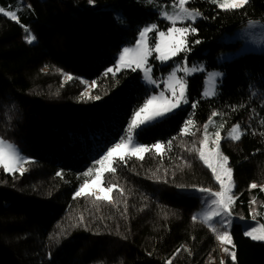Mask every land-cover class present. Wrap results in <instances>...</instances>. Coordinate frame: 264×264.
<instances>
[{"label": "trees", "instance_id": "obj_1", "mask_svg": "<svg viewBox=\"0 0 264 264\" xmlns=\"http://www.w3.org/2000/svg\"><path fill=\"white\" fill-rule=\"evenodd\" d=\"M171 3L0 0V7L17 11L20 21L0 14V138L18 144L21 155L32 161L24 164L28 170L22 176L0 168V264H221L215 236L192 220L201 194H186L193 185L218 188L198 153L189 151L194 141L199 147L214 111L220 115L212 117L208 131L215 132L222 122V137L236 123L247 129L238 142L221 141L237 197L230 229L235 247L230 250L237 254L235 264H264V241L244 235L252 223L264 224V190L250 188L252 183L264 186V98L250 97L264 85V49H241L229 61L219 58L237 46L227 42L226 35L249 20L264 23V0H250L235 11H225L211 0H192L188 7L202 16L192 25L197 34L188 36L191 51L164 65L154 58L155 52L149 57L158 87L147 85L138 70L124 69L105 78V70L115 66L122 49L135 44L145 26L167 30L170 23L159 11ZM22 25L36 42L26 43ZM155 35L149 34L150 46ZM196 40L201 43L194 44ZM185 56L189 68H204L185 78L189 103L138 136L145 145L175 138L171 149L162 158L153 151L143 161L133 157L127 166L117 165V172L108 174L109 182L124 191H114L112 203L74 199L84 179L91 178L83 173L119 141L133 110L163 89L165 76ZM210 71L223 77L218 95L205 98L202 91ZM93 80L99 87L87 90L101 95L99 101L81 98L86 84L80 81L91 85ZM233 106L239 110L234 112ZM189 118L196 134L181 135ZM223 261L233 264L230 258Z\"/></svg>", "mask_w": 264, "mask_h": 264}, {"label": "snow or ice", "instance_id": "obj_2", "mask_svg": "<svg viewBox=\"0 0 264 264\" xmlns=\"http://www.w3.org/2000/svg\"><path fill=\"white\" fill-rule=\"evenodd\" d=\"M148 2L153 3V0H148ZM191 2L192 0H172L170 7L173 11L160 10L159 15L170 23L167 30H159L157 24L145 26L139 31V38L136 40L135 46L124 47L119 54L115 66L108 67L103 76L107 78L111 74L112 77H116L117 73H120L122 69H131L132 72L142 70V79L150 85H157V80L153 78L152 66L149 64V57L152 56L153 52L158 54L154 57L155 59L166 62L177 57L182 52L187 53L191 51L188 36L190 34H197L198 29L192 25L197 18L202 16L199 10L188 7ZM211 2L225 11H235L244 8L250 3V0H211ZM89 4L94 5L95 0H89ZM20 7H24L23 3H21ZM27 7L30 8L31 5H27ZM0 14L9 17L17 23L20 22L17 11H6L5 8L0 7ZM119 22L123 23V19L121 18ZM178 23L181 26H177ZM259 23L260 21H248L250 27H254ZM22 27L25 32L24 39L26 43L33 44L36 42L37 37L31 30L27 26L22 25ZM154 32L156 35L151 38L152 44L150 46L149 34ZM199 43L201 41H194V44ZM178 71H183L186 77L197 71H204V69L198 65H193L189 68L187 66V56L183 58V61L177 63V66L173 68L164 81L165 90L147 97L141 106L133 110L130 121L125 129V134L120 137L119 141L110 145L99 159L94 160L93 167H90L83 173L85 177L91 178L84 179L79 189L74 193V199L79 197H94V201L112 203L113 192L120 191L121 195H123L124 191L117 184L109 182L110 176L108 174H115L117 172V165L127 166L133 157L143 161L145 154L153 151L162 158L163 153L171 149L175 138L170 139L166 143L158 141L152 145H145L138 142V136L148 128L158 126L173 115L175 110L181 108L183 104L189 103L186 97V79L185 77H177ZM222 76L223 73H208L210 81ZM66 79L71 81L73 77L67 75ZM80 82L86 84V90L81 92V98L95 101L103 98L101 95H93L87 90L88 87L92 89L99 87L97 81L93 80L91 85H87L84 81ZM255 87V85H250V88ZM165 91L170 93L171 98L165 94ZM203 95L205 97L215 96L218 95V91L215 89L206 90ZM258 95L264 98V85L260 89L250 92V97ZM196 106V103L191 104L193 109ZM232 110L235 112L239 109L233 106ZM218 115L220 113L216 111L211 113L209 121L204 125L203 138L199 140V147L195 146L196 142L194 141L193 148L189 149V151L198 153L199 159L211 170L215 180L219 184V190L213 191L211 188L193 185L191 186V192L186 194L195 195L197 192L202 194L199 199L203 207L199 213L192 216V220H199L216 234L215 238L224 246L223 251L229 255L231 261L235 264L237 254L234 250H230L228 246L235 247L230 229L234 222L233 205L237 197L233 192L235 186L233 169L229 166V157L221 151V141L222 139H228L238 142L246 134L247 129L242 128L239 123H236L228 130L227 136L222 137L221 129H224L226 123L222 122L217 126L214 133H209L208 127L209 124L213 123L212 117H217ZM260 123L264 125V119H261ZM194 127L195 122L189 118L181 128V135H195L196 133L192 131ZM261 135H264V133H261ZM210 145H214V147H210ZM31 162L20 154V151L14 144L0 138V168L4 172L12 174L19 172L22 176L28 170L23 165ZM96 165H99V167H95ZM56 175L62 177L63 173L57 172ZM258 187L264 190V186H258L256 183L250 184L251 189ZM250 203L254 204L255 200ZM252 218L255 220V216ZM81 219L83 218L81 217ZM244 235L250 237L252 240L264 241V224H260L259 227H251L250 230L244 232ZM166 264H172V261L169 260ZM221 264H226V262L222 260Z\"/></svg>", "mask_w": 264, "mask_h": 264}, {"label": "rangeland", "instance_id": "obj_3", "mask_svg": "<svg viewBox=\"0 0 264 264\" xmlns=\"http://www.w3.org/2000/svg\"><path fill=\"white\" fill-rule=\"evenodd\" d=\"M22 1V0H21ZM163 10H168V11H173V9L171 8V7H167V8H164ZM3 15V14H2ZM160 18L162 19V20H164V21H166V22H168L167 20H165V19H163L161 16H160ZM200 20V18H197V20L195 21V23L194 24H197L198 23V21ZM169 23V22H168ZM177 26H179L178 24H177ZM138 38H139V36H138ZM224 39L227 41V42H231L232 40L237 44V46H236V48H234V49H231V50H229V51H227V52H224V53H222V54H220L219 55V58H221L223 61H229V60H231V59H233L240 51H243V50H241V49H245L244 51H248V50H253V49H256V48H258V49H264V23H259V24H257V25H255L254 27H250L249 25H248V23H246V24H244V25H242L238 30H236V31H233L232 33H229L228 35H226L225 37H224ZM135 46V44H133V45H130V46H127V47H134ZM156 55H158L157 53H155ZM119 57V56H118ZM220 59V60H221ZM118 60V59H117ZM159 61V60H158ZM161 64H166V63H168L169 61H166V62H161V61H159ZM201 68H203L202 66H200ZM204 69V68H203ZM122 70H124V69H122ZM173 70V69H172ZM171 70V71H172ZM140 73H141V76L143 75V73H142V70H138ZM200 72H204V71H197V72H195V73H200ZM195 73H192V74H190V75H188V76H186V77H189V76H192L193 74H195ZM208 73H221V72H219V71H210V72H207V74H206V78H205V82H204V88H203V91H202V95H203V93L206 91V90H213V89H217V86H218V83H219V81L222 79V77H217L215 80H212V81H210L209 80V77H208ZM168 75L169 74H167L166 76H165V79H164V81L166 80V78L168 77ZM177 77H185V73L183 72V71H178L177 72ZM185 77V78H186ZM144 81V80H143ZM147 85H150V84H148L146 81H144ZM150 86H153V85H150ZM162 90H165V84H164V87H163V89ZM160 91H158L156 94H158ZM165 94L166 95H168L169 96V98H171V95H170V93H168L167 91H165ZM203 97H205L204 95H203ZM211 97H213V96H208V97H205V98H211ZM176 111V110H175ZM209 133H214V132H212V131H209ZM8 142H10V141H8ZM12 144H14L17 148H18V150L20 151V147H19V145L18 144H16V143H13V142H11ZM210 147H214V145H210ZM20 154H21V152H20ZM203 162V161H202ZM24 166V165H23ZM25 167V166H24ZM211 171V170H210ZM9 174H12V173H9ZM214 177V176H213ZM214 180H215V178H214ZM215 182L217 183V181L215 180ZM217 185H218V188H217V190H219V184L217 183ZM217 190H214V191H217ZM233 190H234V188H233ZM202 195V194H201ZM200 195V196H201ZM202 207H203V205H202V203H201V201H200V208H199V210L195 213V214H197V213H199L200 211H201V209H202ZM256 212V209H255V207H251V213H255ZM247 223L248 222H246V223H243L244 225H247ZM205 225V224H204ZM206 227L208 228V230L210 231V233H212L214 236L216 235V234H214L211 230H210V228L206 225ZM251 227H259V224H255V223H252V225H249L248 227H247V229L246 230H250L251 229ZM217 240V239H216ZM217 242H218V247H219V256H220V259L221 260H225L226 258H230L229 257V255L228 254H226L224 251H223V245H221V243L217 240ZM229 248H230V246H228Z\"/></svg>", "mask_w": 264, "mask_h": 264}, {"label": "built area", "instance_id": "obj_4", "mask_svg": "<svg viewBox=\"0 0 264 264\" xmlns=\"http://www.w3.org/2000/svg\"><path fill=\"white\" fill-rule=\"evenodd\" d=\"M159 84H160V81H159V80H157V85H159ZM157 85H156V86H157Z\"/></svg>", "mask_w": 264, "mask_h": 264}]
</instances>
